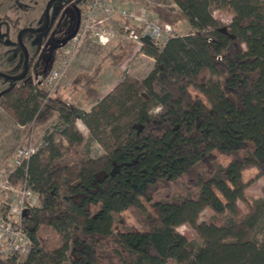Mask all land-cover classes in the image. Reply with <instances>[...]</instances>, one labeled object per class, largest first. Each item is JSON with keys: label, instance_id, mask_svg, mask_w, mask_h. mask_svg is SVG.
<instances>
[{"label": "trees", "instance_id": "trees-1", "mask_svg": "<svg viewBox=\"0 0 264 264\" xmlns=\"http://www.w3.org/2000/svg\"><path fill=\"white\" fill-rule=\"evenodd\" d=\"M174 1L179 10L152 7L159 24L173 31L183 20L191 31L167 37L161 48L143 45L155 64L142 81L126 79L99 99L105 58L120 66L136 45L129 40L71 80L86 101L97 100L90 111L56 93L19 115L26 145L56 118L53 130L67 137V155L56 150L48 163L36 151L16 168L39 194L40 206L23 212L31 249L0 258V264H264V238L248 236L264 218V196L237 216L249 182L244 171L264 174V0ZM223 7L234 11L228 25L213 15ZM77 119L93 137H107L99 140L108 152L101 167L82 169L64 186L70 158L84 156ZM50 134L46 142L52 144ZM217 151L229 157L226 164ZM206 207L212 216L198 221ZM126 209L141 229L114 228ZM183 223L205 243L239 236L215 247L197 245L177 230ZM48 227L64 233L66 242L47 249Z\"/></svg>", "mask_w": 264, "mask_h": 264}, {"label": "rangeland", "instance_id": "rangeland-1", "mask_svg": "<svg viewBox=\"0 0 264 264\" xmlns=\"http://www.w3.org/2000/svg\"><path fill=\"white\" fill-rule=\"evenodd\" d=\"M47 1L24 0V10L15 5L14 15H21L19 26H37L38 20L43 17V9ZM72 3L79 9L80 27L76 36L67 43L61 44V39L73 30L76 23V13L71 8ZM107 3L114 6L113 12L110 13L106 10ZM155 5L170 6L179 10L174 0H57L50 10L49 25L41 32L29 31L25 34V44L29 53V69L26 76L19 80L0 79V249L7 247L14 240L11 234L1 233L2 227H6L7 221L14 218L12 209L15 200L11 198L12 195L15 196L20 192L28 191V189L34 191L27 179L21 177L14 170L17 165L19 149L26 145L24 143L26 138L23 132L24 125L20 122L19 115L26 106L37 102L41 103L44 95L56 93L62 94L67 101L74 102L82 109L90 111L97 104V100L86 101L81 92L71 87V80L77 72L92 70L103 56L109 52L117 51L121 43L128 42L130 36L125 26L135 29L136 27L159 24L152 10ZM213 15L218 22L228 25L234 16V11L229 7L215 8ZM190 31L191 26L183 20L180 21L176 30L162 29L157 46L161 48L169 36L186 34ZM143 45L145 44H138L134 47L126 61L118 67L112 66L110 60L105 58L104 71L101 74L104 86L100 89L99 99L108 93H114L120 83L126 79L142 81L152 70L155 58L144 52ZM11 48L13 46H9L7 50ZM5 54L6 47L0 43V67L15 68L19 64L20 53L15 50L7 57ZM56 66L61 67V74L49 81L48 73ZM210 78L213 83L219 81L218 76L214 74H211ZM159 109V107H154L153 112H157ZM56 120V118L52 119L34 132L35 145L38 147L37 151H40L43 162L50 163L56 150L58 154H61V157L67 155L65 150L68 144L67 137L63 134L62 129L53 130ZM75 126L85 138L80 145L84 156L80 159L70 158V165L62 181L64 186L74 182L82 169L101 167L106 161L108 152L106 144H104L107 142V137H93L81 119L75 121ZM49 131L53 138L52 144L46 142ZM217 155L221 162L226 164L229 157L219 151H217ZM243 178L249 182L245 188V200H238V217L244 216L250 210V205L264 196V174H259L256 169L252 168L244 171ZM67 196L68 192L63 191L64 203L66 206H70ZM35 206H40V201ZM72 214L78 221L82 220V217L77 213L72 211ZM212 214L213 211L206 207L199 213L198 221L206 220ZM22 224L28 233L24 220H22ZM123 226L142 228L130 209L122 211L121 220H117L114 224L116 230L122 229ZM177 230L195 244L208 247H215L239 236L233 233L227 237L205 243L201 235L188 223L178 225ZM43 233L47 241V249L67 240L64 233L57 232L52 227L44 229ZM17 236H19V240H17V245H19L24 242L25 235L22 232H17ZM248 236L264 238V218L255 229L248 231ZM4 253L3 259L16 254H9V251Z\"/></svg>", "mask_w": 264, "mask_h": 264}, {"label": "built area", "instance_id": "built-area-1", "mask_svg": "<svg viewBox=\"0 0 264 264\" xmlns=\"http://www.w3.org/2000/svg\"><path fill=\"white\" fill-rule=\"evenodd\" d=\"M108 12L114 11V6L112 4L107 3V9ZM126 30L129 32L130 40H133L136 42V46L144 44L141 41L142 35L150 34L152 39L155 41V43H158V39L161 35L162 29H168L169 31H172L171 26L167 23L160 24H153V25H147L146 27H143V30L141 33H138L135 29H131L128 26H125ZM78 34V32H77ZM76 34V35H77ZM75 35V36H76ZM61 74V67L56 66L55 68H52L50 72L48 73V80L52 81L53 79L59 77ZM38 150V147L34 144L31 145H23L19 149L18 158L16 159V167L14 170H16L17 167L24 165L29 161V159L32 157L34 153ZM15 195V194H14ZM13 200H15V204L13 207V220L7 221L6 227H2V234H5V232L12 236L14 239L7 247L0 249V258H3L4 252L9 251L10 253H17V252H28L31 249L32 240L29 237L28 233L24 230L22 220H23V212L27 207H34L37 202L39 201V194L36 191H32L31 189H28V191L20 192L16 194L15 196L12 195L11 197ZM1 228V227H0ZM17 232H22L25 235V240L22 243H19L17 245V240H19V236H17Z\"/></svg>", "mask_w": 264, "mask_h": 264}, {"label": "flooded vegetation", "instance_id": "flooded-vegetation-1", "mask_svg": "<svg viewBox=\"0 0 264 264\" xmlns=\"http://www.w3.org/2000/svg\"><path fill=\"white\" fill-rule=\"evenodd\" d=\"M49 1V0H48ZM47 1V3H48ZM57 0H53L51 3L50 9H49V16H50V10L53 6V4ZM46 5L43 9V17L41 20H38L37 26L33 25H20L21 21V15H14V8L15 5L18 6L21 10H24V0H0V43L2 46L6 47V57L12 53L13 51H18L21 55V58L19 60V64L14 68H8V67H0V71L10 74V75H24L26 76L28 69H29V53H28V68H26L25 65V53L23 50L22 45L26 47L25 44V34L29 31H35L34 29L41 28L43 26H48L50 23L47 22V16H46ZM76 5L74 3L71 4V8L76 11ZM16 27V28H15ZM34 28V29H31ZM35 32H41V31H35ZM54 39L52 38V41ZM9 46H13L10 50H7ZM27 48V47H26ZM28 52V49H27ZM10 71H17L15 74H12ZM0 79L5 80H11L7 79L3 76H0ZM8 90V89H7Z\"/></svg>", "mask_w": 264, "mask_h": 264}, {"label": "water", "instance_id": "water-1", "mask_svg": "<svg viewBox=\"0 0 264 264\" xmlns=\"http://www.w3.org/2000/svg\"><path fill=\"white\" fill-rule=\"evenodd\" d=\"M52 2H53V0H49L48 3H47V6H46L47 22H49V19H50L49 9H50V6H51ZM76 11L77 12H76V23H75V26H74L73 30L68 35H66L64 38L61 39V42H60L61 44L67 43L70 39H72L77 34V32L79 30L80 22H81V16H80L79 9L77 7H76ZM45 28H46V26H43V27L37 28V29H34V28H31V29H34L35 31H43ZM141 41L144 44L150 45L152 47H158L157 44L155 43V41L152 39L150 34L142 35ZM22 47H23V50H24V53H25V65H26V68H28V52H27V48L24 45H22ZM0 76H3L5 78L11 79V80H19V79H22L24 75L23 74L22 75H10V74H6V73L0 71Z\"/></svg>", "mask_w": 264, "mask_h": 264}]
</instances>
